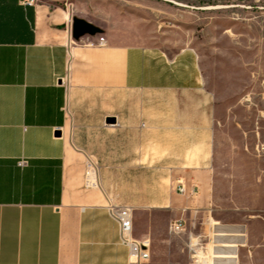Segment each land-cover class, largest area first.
I'll list each match as a JSON object with an SVG mask.
<instances>
[{
	"label": "crops",
	"instance_id": "0c3cea01",
	"mask_svg": "<svg viewBox=\"0 0 264 264\" xmlns=\"http://www.w3.org/2000/svg\"><path fill=\"white\" fill-rule=\"evenodd\" d=\"M27 1L0 0V264H131L101 181L151 178L155 148L172 137L186 141L190 128L168 123L156 132L152 109L134 107L123 95L200 91L198 55L191 48L171 54L137 28L112 27L116 15L106 0ZM75 19L100 33L75 39ZM101 38L102 45L91 44ZM200 129L205 149L215 136L213 128ZM205 156L194 163H209ZM89 165L96 187L88 184ZM206 170L194 173L202 205ZM184 196L176 189L157 205L139 207L177 220L190 207ZM133 221L134 237L150 240L146 264H208L209 245L228 264H240L249 244L245 230L214 221L198 263L186 253L192 248L186 237L157 235L153 220L139 213Z\"/></svg>",
	"mask_w": 264,
	"mask_h": 264
},
{
	"label": "rangeland",
	"instance_id": "374dc122",
	"mask_svg": "<svg viewBox=\"0 0 264 264\" xmlns=\"http://www.w3.org/2000/svg\"><path fill=\"white\" fill-rule=\"evenodd\" d=\"M106 3L108 11L112 6L115 11L112 27L137 28L171 54L194 49L204 76L198 92L124 93L134 107L152 109L156 132L168 123L172 130L179 125L190 129L186 141L172 137L165 147L155 148L151 178L102 180L103 190L111 198L109 205L135 207L134 217L139 213L144 219L151 218L156 234L168 237L175 221L170 214L139 206L157 205L183 184L190 207L183 212L187 225L179 236L192 241L186 253L193 261L204 262L199 252L207 255L215 221L223 228L245 230L241 234L249 244L240 252V264H264V0ZM202 126L213 128L215 136L205 149L200 141ZM159 136L156 134V140ZM204 156L209 163H194ZM199 169H207V205L198 204L203 191L194 173ZM209 251L208 264H228L211 252L210 245Z\"/></svg>",
	"mask_w": 264,
	"mask_h": 264
},
{
	"label": "built area",
	"instance_id": "2783aa9c",
	"mask_svg": "<svg viewBox=\"0 0 264 264\" xmlns=\"http://www.w3.org/2000/svg\"><path fill=\"white\" fill-rule=\"evenodd\" d=\"M35 0H28L27 5H33ZM104 38H101L97 43H91L96 45H102ZM65 84L68 80L62 79ZM20 166L26 165L25 161L19 163ZM180 194L186 193V187L180 184L177 188ZM194 193V190L192 191ZM110 215L118 222L120 226V239L122 244L129 246L130 248V262L131 264H146L151 256L150 253V240L145 239L143 241L137 240L134 237V221L133 213L134 209L129 206H115L109 205ZM187 221L183 218L177 219L170 224L169 231L171 234H182L186 229Z\"/></svg>",
	"mask_w": 264,
	"mask_h": 264
},
{
	"label": "water",
	"instance_id": "95a60500",
	"mask_svg": "<svg viewBox=\"0 0 264 264\" xmlns=\"http://www.w3.org/2000/svg\"><path fill=\"white\" fill-rule=\"evenodd\" d=\"M100 30L98 28H96L95 26L82 21V20H77L75 19L73 21V25H72V36L75 39H78L84 35H96L99 34ZM108 124H114L115 123V119L114 118H109L107 120ZM58 135H60L61 133L58 132Z\"/></svg>",
	"mask_w": 264,
	"mask_h": 264
},
{
	"label": "bare ground",
	"instance_id": "6f19581e",
	"mask_svg": "<svg viewBox=\"0 0 264 264\" xmlns=\"http://www.w3.org/2000/svg\"><path fill=\"white\" fill-rule=\"evenodd\" d=\"M88 184L89 186H92V187H96L97 183H96V180H95V171L93 169V166L92 165H89L88 166ZM196 244V242H195Z\"/></svg>",
	"mask_w": 264,
	"mask_h": 264
}]
</instances>
